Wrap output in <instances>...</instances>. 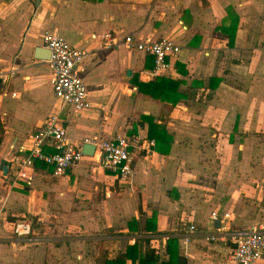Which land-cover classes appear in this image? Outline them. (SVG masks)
<instances>
[{
  "label": "crops",
  "instance_id": "crops-1",
  "mask_svg": "<svg viewBox=\"0 0 264 264\" xmlns=\"http://www.w3.org/2000/svg\"><path fill=\"white\" fill-rule=\"evenodd\" d=\"M47 31L85 52L91 108L55 96L49 59L35 57ZM107 32L182 50L153 76L152 54L106 46ZM0 69L12 74L0 87V264H108L132 245L125 264L152 252L162 264L172 238L184 264H237L235 236L264 228V0H0ZM161 78L177 84V103L139 87ZM54 113L73 142L127 134L155 145L136 156L131 182L87 155L61 175L37 160L29 184L12 160ZM150 119L171 136L163 151ZM24 219L32 239L13 232Z\"/></svg>",
  "mask_w": 264,
  "mask_h": 264
},
{
  "label": "built area",
  "instance_id": "built-area-1",
  "mask_svg": "<svg viewBox=\"0 0 264 264\" xmlns=\"http://www.w3.org/2000/svg\"><path fill=\"white\" fill-rule=\"evenodd\" d=\"M103 39L106 46L116 47L122 44L129 49L152 54L155 62L151 71L153 76L168 70L171 60L177 58L182 50L180 44L168 37L154 40L128 34L120 40L107 32ZM43 43L51 52L48 63L52 71L51 82L55 96L63 104L72 105L78 112L91 108L88 86L80 72L85 52L52 31L45 32ZM11 77V73L0 69V87L3 83H9ZM31 139L29 154L17 155L12 160L17 166L15 175L29 184L33 183L34 174L27 171L26 167L34 169L38 160L52 166L55 174H64L87 156L83 151L85 144L95 147L92 156L97 157V161L105 170L114 173L122 182H131L136 156L144 151L150 153L155 145L154 140H144L139 135L127 134H116L109 138H85L73 142L59 114L56 113L48 116L44 124L31 135ZM192 228L194 229V226ZM13 232L17 238H31L33 227L30 221L19 220L14 222ZM235 238L236 246L232 251L235 262L258 264L264 257V228L254 226L246 232H240Z\"/></svg>",
  "mask_w": 264,
  "mask_h": 264
},
{
  "label": "trees",
  "instance_id": "trees-1",
  "mask_svg": "<svg viewBox=\"0 0 264 264\" xmlns=\"http://www.w3.org/2000/svg\"><path fill=\"white\" fill-rule=\"evenodd\" d=\"M140 89L153 96L157 99H162L163 101H168L171 103H177L179 99L181 98V95L177 93L176 87L177 84L173 81L163 79L161 78L159 81L156 82H150V83H139ZM149 137L155 138L157 141V144L160 146L158 149L160 151H163L162 144H168L171 140V136L166 132V130L163 127H160V125L156 124L152 119L149 121ZM5 133V127L4 123L0 120V145L3 141ZM45 165L43 162H37V165ZM169 254L170 258L166 261H164L162 264H184V257L180 256L177 251V240L172 238L169 240ZM136 253V254H135ZM138 257L137 253V246L132 245L129 246L127 249V252L119 254L117 259L115 260H108V264H125L127 258H131L133 261H135ZM157 258L155 257L154 252L144 254L139 259V264H156Z\"/></svg>",
  "mask_w": 264,
  "mask_h": 264
},
{
  "label": "water",
  "instance_id": "water-1",
  "mask_svg": "<svg viewBox=\"0 0 264 264\" xmlns=\"http://www.w3.org/2000/svg\"><path fill=\"white\" fill-rule=\"evenodd\" d=\"M36 54H35V57L37 59H41V60H48L51 56V52L49 49H46L44 47H37L36 50H35ZM131 71L129 70L128 73H130ZM94 149L95 147L91 144H85L84 147H83V151L86 155H93L94 153ZM7 171H8V167L5 166L4 167V172L5 174H7Z\"/></svg>",
  "mask_w": 264,
  "mask_h": 264
}]
</instances>
